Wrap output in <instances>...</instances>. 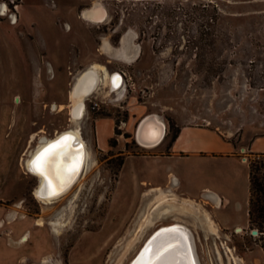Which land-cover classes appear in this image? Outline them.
Segmentation results:
<instances>
[{
  "label": "rangeland",
  "instance_id": "obj_1",
  "mask_svg": "<svg viewBox=\"0 0 264 264\" xmlns=\"http://www.w3.org/2000/svg\"><path fill=\"white\" fill-rule=\"evenodd\" d=\"M0 3L7 7V14L0 13V232L7 243L24 244L29 252L47 241L37 249L41 264H129L156 229L179 222L193 234L199 264H235L227 247L236 264H264V231L257 224L240 231L219 224L203 191L189 196L162 184L159 188L177 199L190 198L195 204L154 212L153 224L139 231L135 224L141 208L152 204L154 187L140 184L131 208L112 205L122 163L146 153L135 133L146 116L165 124V144L185 123L207 125L232 140L264 133V0ZM93 5L105 10L104 20L81 17ZM105 42L115 54L103 51ZM123 46H134L135 54L125 57ZM94 62L110 73L120 71L122 84L113 91L101 86L92 92L83 116L70 120L69 94L76 75ZM75 127L90 159L67 193L55 202H42L34 194L38 178L24 165L28 152L40 136L52 138ZM255 141L264 144V135ZM246 155L250 162L257 153ZM195 207L209 212L218 234L206 229ZM57 219L62 222L58 230L51 223ZM18 220L26 222L23 241L22 235H11ZM25 257L22 262L33 259Z\"/></svg>",
  "mask_w": 264,
  "mask_h": 264
},
{
  "label": "crops",
  "instance_id": "obj_2",
  "mask_svg": "<svg viewBox=\"0 0 264 264\" xmlns=\"http://www.w3.org/2000/svg\"><path fill=\"white\" fill-rule=\"evenodd\" d=\"M162 130L158 127L157 131ZM165 133L166 126L163 138L157 143L152 142V138L142 142L136 136L146 153L127 157L122 163L112 205L116 208L134 206L142 183L149 184L148 189L154 187V194L161 189L159 187L162 184H172L189 196L203 191L204 196L213 202L218 223L237 226L236 230L240 231L249 223L250 196L249 162L242 157L249 153L264 152V144L255 141L258 135L264 133H246L244 137L232 140L207 125L185 123L178 126L175 138L168 144H165ZM125 195L130 196L128 201L123 200ZM241 210L244 211L243 216L239 213ZM3 213L4 208L0 206V217ZM0 221V227L4 229V222ZM25 228L26 222L18 220L12 225L10 234L16 238L22 235ZM23 236L27 237L28 233L22 235L21 241ZM7 239V235L0 232V264H41L36 260L40 257L37 249L46 247L47 241L39 242L28 252L26 248L23 250L24 244L12 245L7 243ZM260 251L264 254L263 248ZM25 256L33 259L22 262Z\"/></svg>",
  "mask_w": 264,
  "mask_h": 264
},
{
  "label": "bare ground",
  "instance_id": "obj_3",
  "mask_svg": "<svg viewBox=\"0 0 264 264\" xmlns=\"http://www.w3.org/2000/svg\"><path fill=\"white\" fill-rule=\"evenodd\" d=\"M6 11V4L0 3V13L5 15L7 14ZM11 17L13 18L12 22H16L17 16L13 14ZM81 17L93 22H99L105 19L106 12L103 8H98L96 5H93L92 7L83 10L81 12ZM123 43L124 40H122V45ZM133 47L127 46L124 48L123 46L122 51L125 54V57L129 58L135 54V49ZM102 49L106 53H116L106 42L102 45ZM76 77L74 84L72 83L73 86L69 94L70 120H77L83 116L85 111V99L92 92L99 90L101 86L108 87L109 91H113L116 90L120 81L122 84V76L119 72L110 73L104 68V65L102 66L95 62L90 64L78 76L76 75ZM55 106L56 105L53 104L52 107L54 108ZM61 107L62 105H60V108ZM158 127H160L161 130L163 128V130L157 131ZM164 128L165 126L162 121L149 115L140 121L137 127L136 136L142 142L147 141V138H152L153 141H150L157 143L163 137ZM80 132L79 129L75 127L65 129L52 138L40 136L36 146L29 150L24 165L28 172L38 178V183L34 187V194L42 202L52 203V201L67 193L76 177L82 173L85 164L88 163L90 152L84 139L81 137ZM34 136L31 137V140H34ZM57 141L61 142V146L55 150L53 155L47 158L46 165L38 170L37 167L34 166V161H36V158L44 151V149L49 145L55 144ZM75 197L76 194L73 193L69 202L72 203V200ZM180 198V200L177 199V196L170 192L169 189H159L156 194H154V200L152 201L151 199L152 204L150 203L151 205L149 207L141 208L139 216L140 220L138 222L136 221L137 224H135L134 231L143 230L146 225L153 224L155 221L153 220L154 212H168L172 209H182L183 206L195 204L193 199L185 197ZM177 202L181 204V208L176 204ZM196 205L199 204L197 203ZM161 207H163V209ZM195 208L202 212L206 229L211 233L218 234V227L215 221L211 218L209 212L205 209L202 210L201 207ZM38 222L41 223L42 220L40 219ZM51 223L56 230H58L59 225L62 224L59 219L52 220ZM1 224L2 222L0 221V225ZM26 239L27 237L23 236V240ZM227 250V253L230 254L229 256L236 264L231 248L227 247ZM196 255L192 232L187 225L176 222L172 225L162 226L156 229L148 237L140 248L137 256L129 264H199ZM218 256L221 258L222 255L220 252H218Z\"/></svg>",
  "mask_w": 264,
  "mask_h": 264
},
{
  "label": "trees",
  "instance_id": "obj_4",
  "mask_svg": "<svg viewBox=\"0 0 264 264\" xmlns=\"http://www.w3.org/2000/svg\"><path fill=\"white\" fill-rule=\"evenodd\" d=\"M212 20L215 16L210 17ZM174 130L170 137L173 140L177 134ZM249 223L259 226V230L264 231V152H258L256 158L249 162ZM264 249V243H262Z\"/></svg>",
  "mask_w": 264,
  "mask_h": 264
},
{
  "label": "snow or ice",
  "instance_id": "obj_5",
  "mask_svg": "<svg viewBox=\"0 0 264 264\" xmlns=\"http://www.w3.org/2000/svg\"><path fill=\"white\" fill-rule=\"evenodd\" d=\"M67 139V138H65ZM61 146V142L57 141L53 145H49L44 151L38 155L36 158V161H34V166L37 167L39 170L40 168H43L47 163V158L54 154L55 150Z\"/></svg>",
  "mask_w": 264,
  "mask_h": 264
},
{
  "label": "built area",
  "instance_id": "obj_6",
  "mask_svg": "<svg viewBox=\"0 0 264 264\" xmlns=\"http://www.w3.org/2000/svg\"><path fill=\"white\" fill-rule=\"evenodd\" d=\"M118 72H119V74L122 76V74L120 73V71H118ZM120 84H121V81H120L119 85H120ZM242 158L247 160V155H244ZM241 230H242V229H241Z\"/></svg>",
  "mask_w": 264,
  "mask_h": 264
},
{
  "label": "flooded vegetation",
  "instance_id": "obj_7",
  "mask_svg": "<svg viewBox=\"0 0 264 264\" xmlns=\"http://www.w3.org/2000/svg\"><path fill=\"white\" fill-rule=\"evenodd\" d=\"M163 136H164V134H163ZM163 138V137H162ZM26 168V167H25ZM27 170V169H26ZM28 171V170H27ZM242 229V228H241ZM237 231V230H236ZM30 263H37V262H29V263H26V264H30ZM37 264H39V263H37Z\"/></svg>",
  "mask_w": 264,
  "mask_h": 264
},
{
  "label": "water",
  "instance_id": "obj_8",
  "mask_svg": "<svg viewBox=\"0 0 264 264\" xmlns=\"http://www.w3.org/2000/svg\"><path fill=\"white\" fill-rule=\"evenodd\" d=\"M77 147H79V146H77ZM252 232L253 233H256L257 232V229H252ZM137 256V255H136Z\"/></svg>",
  "mask_w": 264,
  "mask_h": 264
}]
</instances>
